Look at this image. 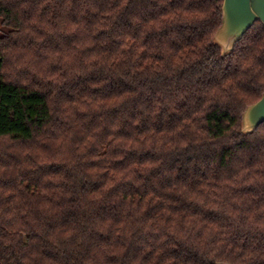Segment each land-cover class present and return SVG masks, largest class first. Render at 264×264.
<instances>
[{
  "label": "trees",
  "instance_id": "16d2710c",
  "mask_svg": "<svg viewBox=\"0 0 264 264\" xmlns=\"http://www.w3.org/2000/svg\"><path fill=\"white\" fill-rule=\"evenodd\" d=\"M223 0H0V264H264V25Z\"/></svg>",
  "mask_w": 264,
  "mask_h": 264
},
{
  "label": "water",
  "instance_id": "95a60500",
  "mask_svg": "<svg viewBox=\"0 0 264 264\" xmlns=\"http://www.w3.org/2000/svg\"><path fill=\"white\" fill-rule=\"evenodd\" d=\"M264 25V0H223L221 24L213 40L221 53H229L237 40L256 21ZM264 122V93L242 113L240 131L250 132ZM217 264H229L218 262Z\"/></svg>",
  "mask_w": 264,
  "mask_h": 264
}]
</instances>
